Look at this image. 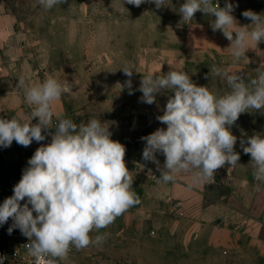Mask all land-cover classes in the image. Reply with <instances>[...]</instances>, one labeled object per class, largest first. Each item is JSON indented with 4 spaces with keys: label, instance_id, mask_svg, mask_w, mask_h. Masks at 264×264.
I'll return each instance as SVG.
<instances>
[{
    "label": "rangeland",
    "instance_id": "1",
    "mask_svg": "<svg viewBox=\"0 0 264 264\" xmlns=\"http://www.w3.org/2000/svg\"><path fill=\"white\" fill-rule=\"evenodd\" d=\"M183 3L165 0L157 9L148 2L137 7L124 0H66L45 10L38 0H0V18H10L11 35L37 73L71 84L73 92L62 96L64 118L77 125L100 119L111 139L125 146L140 199L114 223L90 233L105 236L102 243L71 248L66 264H264V181L254 179L250 154L243 152L249 137L264 136V109H249L232 125L240 159L235 167L217 170L211 182L194 171L159 182L153 179L160 176L157 165L142 158L146 141L141 138L166 129L157 117L173 95L157 93L151 105L141 101L140 83L149 74L146 60L180 48ZM125 66L134 68L131 89ZM214 68L240 74L247 84L264 71V62L227 67L213 59L187 67L194 83L222 96L230 88ZM156 156L162 167L165 157ZM12 224L9 218L0 226ZM19 237L28 239L9 234L0 236V244Z\"/></svg>",
    "mask_w": 264,
    "mask_h": 264
},
{
    "label": "clouds",
    "instance_id": "2",
    "mask_svg": "<svg viewBox=\"0 0 264 264\" xmlns=\"http://www.w3.org/2000/svg\"><path fill=\"white\" fill-rule=\"evenodd\" d=\"M65 2L38 0L45 10ZM145 2L154 3L157 9L165 6V0H124L137 7ZM178 11L186 23L198 11L214 17L211 27L213 31H222L231 42L228 48L234 62L246 57L251 44L264 42V15L251 10L242 13L252 21L251 30L250 25L237 26L231 3L226 2L222 8L213 0H184ZM121 69L129 77L127 85L131 89L134 69L127 66ZM213 71L226 78L228 93L220 96L208 86H198L184 71L149 73L142 77L139 91L143 103H155L157 93H173L167 99L163 115L157 117L166 129L158 128L141 138L146 141L143 160L156 164L160 172L159 178L153 179L169 183L180 173L194 171L198 179L211 182L217 170L238 163L240 156L234 150L237 137L231 127L241 113L264 109V71H259L257 78L247 84L240 74H229L220 68ZM23 85L24 81L19 80L18 86ZM72 92L70 83L48 77L38 85L24 87L25 102L34 106L30 118H0V146L5 148L13 141L24 147L34 140L42 142L46 139L43 133L55 128L51 142L36 149L14 186L13 195L0 205V225L12 219L8 233L18 228L29 239L28 254L35 264H61L68 260L71 248L82 250L102 243L105 236L93 238L90 233L108 227L140 203L125 163L126 148L111 139L109 126L96 118L77 125L60 117L53 126L54 103ZM34 118H38L35 124ZM244 143L241 141L242 146ZM246 144L243 152L250 154L254 179L264 181V136L255 134ZM157 153L165 157L162 167ZM25 198L26 203L21 205ZM3 261L0 257V264Z\"/></svg>",
    "mask_w": 264,
    "mask_h": 264
},
{
    "label": "crops",
    "instance_id": "3",
    "mask_svg": "<svg viewBox=\"0 0 264 264\" xmlns=\"http://www.w3.org/2000/svg\"><path fill=\"white\" fill-rule=\"evenodd\" d=\"M234 6L232 15L237 21V26L250 25L252 21L245 18L242 13L251 10L257 14L264 15V0H213L224 7L225 3ZM214 17L197 12L192 21L187 22L183 41L178 50H165L161 55L149 57L146 60L147 73H158L165 75L168 71H184L189 65L204 64L210 60L219 61L227 67H241L251 64H261L264 62V42L257 46L251 44V48L246 51V57L239 62H234L231 55L230 41L223 35L222 31H213L211 24ZM11 23L9 17L0 18V113L3 119L30 118V113L34 106L25 102L23 92L26 86H35L45 79L31 65L25 54L22 53L21 46L17 44L16 38L11 35ZM253 26H249L251 30ZM235 38V33L233 34ZM138 62L134 63L136 66ZM139 67H135L138 71ZM134 69V68H133ZM134 72V70H133ZM139 73V72H138ZM24 81L23 86H18L19 80ZM54 116L53 126L57 118H64L66 107L63 97L53 105ZM38 122L34 118L32 123ZM55 128L43 133L46 139L42 142L35 140L30 146L24 147L15 141L9 147H3L4 155H0V199L8 198V192L21 179L24 169L28 165V160L33 156L36 149L51 142V134Z\"/></svg>",
    "mask_w": 264,
    "mask_h": 264
},
{
    "label": "built area",
    "instance_id": "4",
    "mask_svg": "<svg viewBox=\"0 0 264 264\" xmlns=\"http://www.w3.org/2000/svg\"><path fill=\"white\" fill-rule=\"evenodd\" d=\"M2 117L3 115L2 113H0V118ZM56 123L57 121L54 122V124ZM0 155H4V149L2 146H0ZM13 189L14 186L10 188L8 197L13 195ZM4 200H0V204L2 203V201L4 202ZM24 203H26V198L25 201H21V205H23ZM3 236L6 239L8 235ZM29 242V239L19 237L14 241L7 242L6 240V244L1 243L0 257L4 258L3 264H35L34 258L28 254L27 244ZM61 264L66 263L61 262Z\"/></svg>",
    "mask_w": 264,
    "mask_h": 264
},
{
    "label": "water",
    "instance_id": "5",
    "mask_svg": "<svg viewBox=\"0 0 264 264\" xmlns=\"http://www.w3.org/2000/svg\"><path fill=\"white\" fill-rule=\"evenodd\" d=\"M9 227L10 226H1L0 227V236L9 235V233H8ZM19 233H21V231L18 228H14L11 234H19Z\"/></svg>",
    "mask_w": 264,
    "mask_h": 264
}]
</instances>
